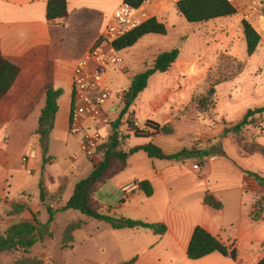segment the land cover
Masks as SVG:
<instances>
[{"label":"rangeland","instance_id":"1","mask_svg":"<svg viewBox=\"0 0 264 264\" xmlns=\"http://www.w3.org/2000/svg\"><path fill=\"white\" fill-rule=\"evenodd\" d=\"M122 5L123 0H111L105 4L103 14L96 17L99 28L106 29L114 13ZM165 16H171L170 32L167 37L143 38L133 48L121 51V56L128 69L127 75L133 78L145 71V65L150 66L154 53L179 49L184 59L190 61L184 64L185 76L198 80L192 84L194 95L186 111L192 113L190 120L177 127L176 140H182L181 149L188 151L197 149L208 153L209 158L204 162L203 172L201 160L197 157L175 163L193 161L191 163L199 167L198 175H203L205 183L195 192L181 189L182 192L178 193V198L173 203L178 207L192 205L190 207L197 211L198 208H203L207 194L216 195L224 208L221 211L208 209L213 214L209 221L219 227L223 239L231 244L241 237L242 231L251 232L255 237L252 243L254 249L264 252V213L261 221L252 220L254 209L251 214L249 208L252 196L248 194L249 192L243 193L239 189L242 182L238 175L240 171H249L264 178V160L259 156L248 155L243 151L242 146L238 145L241 142L246 147H251L253 144L264 147V116L257 117L254 125L244 129L240 139L223 136L229 124H238L248 111L264 107V43L253 57L248 56L244 33L235 25L236 20L242 22V17L224 18L221 23L212 21L207 24H190L183 17L179 18L176 9H171ZM154 38H159V41H154ZM67 44L73 50L71 49L66 59L57 64V66L62 65L64 69L72 68L81 52L70 44V41H67ZM111 82L115 87L128 90L132 79H128L125 73H113ZM172 82L168 74H156L150 80L148 88L130 109L129 116L123 119L120 125L122 136L134 131V126L129 125L132 123V117L136 118L135 121L141 128L139 130H142L152 104ZM184 86L183 83L181 87ZM61 89L64 91L67 88L62 86ZM212 90H215V95L210 93ZM66 99L69 101L68 97ZM114 103L120 102L112 99L105 108L113 122L110 126L111 132L119 119V114L125 108V105L121 104L119 113L110 112V107ZM27 111L28 113L9 116L7 120L0 116V151L5 152L7 161L11 165L12 171L9 177L11 196L13 199H18L13 202L7 200L6 208L0 210V236L12 225L33 222V214L37 215L41 224H47L48 214L41 202L36 199L38 181L46 176L56 179L72 172L73 183H79L85 180L92 170V164L81 151V146L76 143L74 136L64 132L55 133L46 142H42L40 138V143L33 141L27 148L19 146L16 150L10 151L9 141L14 129L21 131L23 129L31 134L39 126L40 108ZM102 132L107 139V130ZM142 141L132 136L127 142H123L122 150L128 151L143 143ZM3 152H0L1 156ZM74 156L78 159L74 160ZM24 157L27 158V164L22 162ZM138 158H135L134 162ZM82 168L84 171L79 172ZM135 171V166L127 169L97 193V201L103 207L102 211L105 215L116 220L123 218L136 220L135 208L138 206V201L127 203L125 209H119L118 206L124 195L122 196L117 188V184L129 179ZM45 184L47 190L48 185ZM49 188L51 192L54 191L52 186ZM23 190L29 193L20 198ZM48 196V204L55 211L58 212L64 207L59 193ZM262 199L264 200V188L256 204ZM262 204L264 206V201ZM19 206H24L25 210L20 211ZM78 222H83L85 226L83 230L74 234L73 248L66 249L65 231L70 225ZM50 231L53 238H46L37 244L30 254L25 255L20 251L3 253L0 255V264H14L16 261L25 260L39 264H121L145 255V250L154 237L149 230H114L107 223L89 219L73 210L58 212ZM241 244L245 247L248 243ZM172 261L178 264L180 259Z\"/></svg>","mask_w":264,"mask_h":264},{"label":"crops","instance_id":"2","mask_svg":"<svg viewBox=\"0 0 264 264\" xmlns=\"http://www.w3.org/2000/svg\"><path fill=\"white\" fill-rule=\"evenodd\" d=\"M49 1L51 0H0V51L6 60L15 64L21 70L14 87L0 102V116L4 120H7L9 116L28 113L27 110L40 108V119L42 110L46 106L47 91L50 88L62 90V86H65L67 89L63 91V95L58 100L59 111L56 115L55 128L51 134L52 136L57 132L69 134L74 70L105 32L106 29L99 28L96 17L97 15L100 16L103 14L105 4L111 0H67L69 17L56 22H49L47 20V6ZM255 1H232L231 3L238 12L236 15L237 19L238 17H242L244 20V16L250 12ZM171 9L177 10L179 18L183 17L177 7L170 8L167 12ZM263 10L264 0H262V7L253 13L252 18L248 20L262 38L259 48L264 43ZM170 18L171 16H165V20L160 22L166 26L168 34L170 32ZM214 21L221 23L222 19ZM242 22L236 20L235 25L240 27L242 33H244ZM151 36L159 35H149L145 38ZM67 41H70V44L76 46V49L81 51L74 66L70 69H64L62 65L57 66V64L61 63L71 53L72 48L69 47ZM154 41H159V38H154ZM165 52L169 51L154 53L149 67ZM187 63H190V61L184 59L180 52L178 62L167 73L173 81L172 84L152 104V108L145 119L146 123L153 122L162 127L171 125L174 128V134L156 135L153 138L147 139L138 138L134 135V131H131L125 136L128 137L126 138V142L132 136L143 140V143L132 148L153 143L160 147L167 155H174L184 150L181 149L182 140H176L178 133L177 127L190 120L192 113H186V111L194 95L192 84L198 82V80H192V78L185 76L184 72L186 69L184 68V64ZM149 67L145 65L146 69ZM126 77L132 80L134 78L129 74ZM183 83L185 86L182 88L181 85ZM66 97L69 98V101H67ZM120 109L121 104L114 103L110 107V112L119 113ZM121 113L118 117H120ZM199 115L201 117L203 116L201 114ZM135 120L136 118L132 117L133 126L135 127L137 125L138 129H141ZM86 125L90 126V123L86 122ZM90 127L93 128V126ZM37 129L31 134H28L23 129L22 131L17 128L14 129L11 132L9 150H16L19 146L21 148H27L33 141L40 143V137L36 134ZM74 138L80 146L83 138L81 136H74ZM0 152L2 153L3 151ZM3 154L2 156L0 155V210L6 208L7 200L10 202L18 200L12 198L9 190V177L12 170L11 165L7 161V155L5 152ZM143 154L146 156H141ZM137 157L139 158L134 162ZM191 162L193 161L186 163L160 161L151 159L144 152H140L131 158L130 168L135 166L136 171L129 179L117 184L120 193H122L121 190L124 186L133 182L141 183L144 181L151 183L155 193L152 198H147L144 193L139 191L129 198H125L122 194V202L118 208L125 209L127 203L132 204L134 201H138V206L135 208L137 211L135 219L137 221L149 224H160L167 228V232L163 236L155 235L152 232L154 237L151 239V244L145 250V255L136 257L137 261L135 264H174L172 261L174 259H180L178 264H259L264 259V252L254 249L252 243H254L255 237L251 232L244 233L242 231L241 237L235 240V243L230 244L229 241L223 239L219 232V227L212 221H209V218L213 214L208 209L212 208L205 205V202L203 208H198L197 211L190 207L192 205H187L186 207L174 205L173 201L178 198L179 192L198 191L201 189L202 184L205 183L203 175H198L200 170H195L196 164H192ZM91 164L92 170L89 172L88 177L94 171L95 164ZM186 164L189 165L187 166ZM204 170L205 166H201V171L203 172ZM81 171L83 172L84 169L82 168L79 172ZM248 173L250 172L240 171V174H238L242 182L239 189L243 193L249 192L248 194H251L252 198L249 201V208L252 214L255 204L262 194V187ZM73 179L74 174L72 172L56 179L51 176L44 177V182L48 185V195L51 197V195L59 193L61 185L59 180H62L64 191L60 196V201L66 206L74 195L77 185V183H73ZM51 181H54V183L52 184ZM41 182L42 179L37 182L38 190L36 199L39 202H41L39 188ZM49 186L54 188L53 192L50 191ZM28 193L23 190L20 198ZM215 198L217 200L219 199L218 197ZM191 209H193V212ZM197 227H202L214 237L222 239V242L227 246H233L237 253L236 261L223 257L218 253L199 261L189 260L187 251ZM241 243H248L250 246L247 244L244 247Z\"/></svg>","mask_w":264,"mask_h":264},{"label":"trees","instance_id":"3","mask_svg":"<svg viewBox=\"0 0 264 264\" xmlns=\"http://www.w3.org/2000/svg\"><path fill=\"white\" fill-rule=\"evenodd\" d=\"M144 1L145 0H124V4L132 8H138L144 3ZM177 9L190 24L208 23L218 19L234 17L238 14L236 8L229 0H183L177 6ZM68 17L69 10L67 0H51L48 2L47 20L49 22H56ZM242 27L247 44V54L249 57H253L258 51L262 38L246 20H243ZM149 35L167 36L168 31L164 24L153 20L118 41L115 46L119 51L128 50L136 46L143 38ZM179 57V49H173L172 51L162 53L151 67L133 78L131 86L127 92V99L124 104L125 108L117 122L114 124L110 136L97 151V155L100 158L99 163L94 166V171L87 179L77 183L74 195L66 206L58 212H67L71 210L77 211L89 219L109 224L114 230L143 229L149 230L158 236L166 234L167 228L164 225L149 224L126 218L116 220L109 215H105L102 211L103 207L97 201L96 196L106 184L112 182L116 177L129 169L131 158L140 152L146 153L151 159L167 162H182L186 159L189 160L197 157L200 158V165L202 167L204 166V162L209 158L208 153H203L196 149L192 151L183 150L174 155H167L160 147L153 143L135 147L128 151L122 150L123 142H126L125 136H122L120 132V125L123 119L128 115L138 97L148 88L150 79L156 74H167L178 62ZM20 73V68L6 60L0 51V102L10 93L18 80ZM210 93L212 95L216 94L215 90H212ZM62 95V90L50 88L47 91L46 106L42 110L39 119V126L36 131V134L41 138L42 142L48 141L55 128L56 115L59 111L58 100ZM262 116H264V107L248 111L241 122L235 125L229 124L224 130L223 136H234L240 139L243 130L254 125L257 117ZM129 125L133 124L129 123ZM133 129L135 136L138 138L150 139L156 135L174 134V128L171 125L162 127L153 122H147L142 130H139L136 127H133ZM238 145L242 146L243 151L248 155L259 156L264 160V147L258 144L246 147L243 146L241 142L238 143ZM44 163H47L46 159L44 160ZM44 170L45 169L43 168V172ZM248 174L254 178L262 188H264V178L262 176L251 172ZM59 182L61 184L59 190L61 196L64 187L62 186L63 181L59 180ZM39 188L42 207L46 210L49 217L47 224H41L37 215L33 214V222H22L10 226L5 233L0 236V255L15 251H20L23 252V254L28 255L37 244L43 242L46 238H53L50 228L55 222V217L58 212L48 204L49 196L44 178L42 179ZM139 192L144 193L147 198H152L155 193L153 186L147 181L140 183ZM263 201L264 200L262 199L254 207V214L252 215V220L254 222H259L262 219L264 213ZM204 202L205 205L216 211H221L224 208L223 204L210 194L206 195ZM19 209L20 211H23L25 210V207L19 206ZM84 226L85 224L83 222H78L70 225L66 229L64 236V247L66 249L73 248L72 244L75 242L74 234L83 230ZM216 253L223 257L231 258L233 261H236L237 259V253L233 246H227L219 238L214 237L204 228L197 227L193 233L187 251L188 259L191 261H199ZM136 261L137 258L122 264H135ZM14 264L39 263L25 260L16 261ZM259 264H264V259L261 260Z\"/></svg>","mask_w":264,"mask_h":264},{"label":"built area","instance_id":"4","mask_svg":"<svg viewBox=\"0 0 264 264\" xmlns=\"http://www.w3.org/2000/svg\"><path fill=\"white\" fill-rule=\"evenodd\" d=\"M183 0H145L138 8H132L123 4L114 14L104 34L95 46L78 63L73 74V101L69 122V134L81 136V151L93 164H97L100 158L97 151L107 139L102 130H108L113 123L109 113L105 110L112 99H117L120 104H125L128 90L115 87L111 82L113 73H125L127 66L115 44L141 28L150 21L165 20L166 12L177 7ZM230 2L234 0H229ZM262 7V0H256L250 12L244 16L248 22L252 14ZM90 123V126L86 125ZM137 127V125L135 126ZM77 157H74L76 160ZM27 158L23 159L26 164ZM199 170V167H195ZM31 174V172H29ZM140 183L133 182L122 188V194L126 198L139 191Z\"/></svg>","mask_w":264,"mask_h":264}]
</instances>
